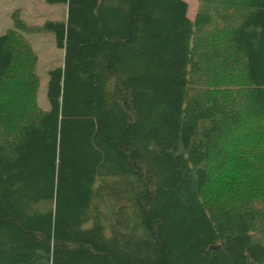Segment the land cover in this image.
Listing matches in <instances>:
<instances>
[{
    "label": "trees",
    "instance_id": "trees-1",
    "mask_svg": "<svg viewBox=\"0 0 264 264\" xmlns=\"http://www.w3.org/2000/svg\"><path fill=\"white\" fill-rule=\"evenodd\" d=\"M44 1L0 35V264H264V0Z\"/></svg>",
    "mask_w": 264,
    "mask_h": 264
},
{
    "label": "rangeland",
    "instance_id": "rangeland-1",
    "mask_svg": "<svg viewBox=\"0 0 264 264\" xmlns=\"http://www.w3.org/2000/svg\"><path fill=\"white\" fill-rule=\"evenodd\" d=\"M184 1L188 5L187 16L193 21L197 0ZM66 11L65 5H52L44 0H0V35L14 28L12 15L16 12L29 28H40L47 21H64ZM22 35L30 43L37 56L36 74L40 80L38 103L41 109L48 110L49 103L46 98L48 73L62 66L63 50L56 45L55 37L50 32H22ZM246 147L241 146L242 150ZM247 158L251 159L250 156Z\"/></svg>",
    "mask_w": 264,
    "mask_h": 264
}]
</instances>
